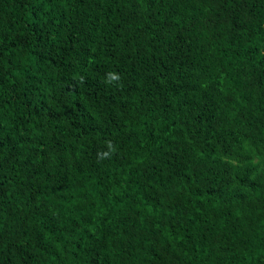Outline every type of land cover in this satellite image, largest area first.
I'll list each match as a JSON object with an SVG mask.
<instances>
[{"label": "trees", "instance_id": "obj_1", "mask_svg": "<svg viewBox=\"0 0 264 264\" xmlns=\"http://www.w3.org/2000/svg\"><path fill=\"white\" fill-rule=\"evenodd\" d=\"M0 264H264V0H0Z\"/></svg>", "mask_w": 264, "mask_h": 264}]
</instances>
